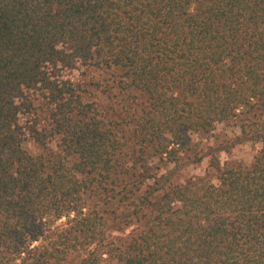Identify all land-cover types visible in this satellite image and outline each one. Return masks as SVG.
Listing matches in <instances>:
<instances>
[{
	"label": "trees",
	"instance_id": "trees-1",
	"mask_svg": "<svg viewBox=\"0 0 264 264\" xmlns=\"http://www.w3.org/2000/svg\"><path fill=\"white\" fill-rule=\"evenodd\" d=\"M77 64L111 71L125 107L141 98L132 129L62 78ZM33 92L47 126L20 121ZM231 121L261 144L249 166L212 150L218 184L144 186L150 158L199 162L189 134ZM110 219L140 229L119 243ZM80 253L78 264H264V0H0V264Z\"/></svg>",
	"mask_w": 264,
	"mask_h": 264
},
{
	"label": "rangeland",
	"instance_id": "rangeland-1",
	"mask_svg": "<svg viewBox=\"0 0 264 264\" xmlns=\"http://www.w3.org/2000/svg\"><path fill=\"white\" fill-rule=\"evenodd\" d=\"M62 78L69 79L74 83H78L83 90L84 100L92 102L98 109L100 117L108 120L121 121L122 124L118 127L127 126L129 129L132 127L127 123L129 118L136 113L139 108L141 98H136L132 103L126 105V99L129 96L121 89L118 83L117 77H114L111 71H104L92 66H85L77 64L72 70L62 71ZM28 101L32 104L29 112H25L20 115V121L23 123L26 120L30 122L37 121L40 125H48V112H47V99L40 92L30 93ZM126 117L125 120L123 118ZM240 131L238 126L234 122L218 123L214 128L206 133L201 134H189L190 144L193 148L200 151L202 159L196 163H185L180 167H175L173 164L163 165L159 164L157 157L150 158V173L151 178H148L144 184L146 187L148 184L160 186L163 181L168 180V183L184 184L188 181L195 186H199L205 183L218 184L217 171L210 166L208 153L215 150L216 155L219 157L221 164L229 163L236 164L242 163L249 166L255 153L261 147L260 143H256L250 140L238 139ZM57 139L52 138L47 143V148L56 150ZM24 147L31 154H38L42 151L40 145L35 143L33 139L28 138ZM211 148V150H210ZM193 152V151H191ZM186 159V158H185ZM132 165L131 159L127 160V166ZM137 175L142 176L143 170L141 165H137ZM154 176V178H153ZM132 179V178H131ZM161 192V191H159ZM116 207H111L123 219V213L127 212L125 206L122 203H117ZM131 211V210H130ZM112 216V214H111ZM108 218L110 213H108ZM120 218V220H121ZM120 220L110 219L108 228V236L119 243L126 242L136 233L137 229H140L139 223H132L131 226L118 225ZM84 253L71 256L65 264H78L79 259Z\"/></svg>",
	"mask_w": 264,
	"mask_h": 264
}]
</instances>
